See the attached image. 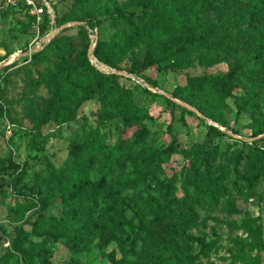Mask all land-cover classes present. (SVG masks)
<instances>
[{
  "label": "rangeland",
  "instance_id": "1",
  "mask_svg": "<svg viewBox=\"0 0 264 264\" xmlns=\"http://www.w3.org/2000/svg\"><path fill=\"white\" fill-rule=\"evenodd\" d=\"M51 2L62 35L29 64L2 65L28 47L33 31L23 13L0 14V264H264L244 226L264 243V159L256 151L264 148V53L248 30H231L248 26L252 0ZM156 4L177 11L157 33L131 35L116 17ZM77 16L102 22L100 38L113 48L98 53L108 58L103 69H93L79 27L90 45L96 31L69 22ZM177 22L210 45L236 47L215 56L188 51L165 71L148 69L142 76L160 95L151 96L123 74L179 43ZM234 68L229 82L211 81L220 101L206 104L199 79ZM115 83L118 109L104 116ZM172 94L217 117L223 135L207 137L214 122Z\"/></svg>",
  "mask_w": 264,
  "mask_h": 264
},
{
  "label": "trees",
  "instance_id": "2",
  "mask_svg": "<svg viewBox=\"0 0 264 264\" xmlns=\"http://www.w3.org/2000/svg\"><path fill=\"white\" fill-rule=\"evenodd\" d=\"M145 2V0H143ZM156 7H154L150 12H142V14L140 16L138 15H134V14H118L116 15V17L118 19H120L121 23L124 24V27L127 29V31L129 32V34L131 35H135L138 34L139 32H141L142 29L147 30V28L149 30L155 31V26L158 25V23L161 21V27L160 28L163 31V27H166L167 22L169 17L172 14H176L177 11L174 7L170 8L168 11H163V7L160 4H156ZM54 8V6H53ZM248 18H249V24L247 27L245 28H240V27H236L234 26V24L231 25V30L235 31V34H238L240 36V34L242 33V30H248L249 34L251 35V45L256 48V51L259 53H264V0H252V2H250L249 6H248ZM55 18L53 23L50 22V19L45 15L42 18V24L40 26L39 29V35L40 37L45 36L46 34H48L52 29H57V28H61L64 24H61L60 20H59V16L57 11L55 10ZM23 13L21 10L19 11H11L8 12L6 14H1V15H7V14H15V13ZM164 13V17L161 16V14ZM24 14V13H23ZM26 17V22H27V26L29 27V29H31V22L33 21L32 17L27 16L26 14H24ZM69 22H79L84 24L86 27H88V29H90V32L93 33L94 31H96V45L94 47L93 50V55L95 56V59L98 63L101 62H106V60H104L103 58H101L100 56H98V53L100 52L101 49H107L109 52H112L111 50H113V48H111L110 44L106 45L103 43V41L100 38V28L102 25V22L99 20H95L94 18H92L91 16H77L72 18L71 20H69ZM177 27L182 28L181 30V41L179 43H177L176 45L172 46V47H168L167 49L160 51L157 50L154 54V56L150 59H146L145 61H143L141 64H139V66L136 69H130L127 72H124L128 75L134 76L135 78L138 79H142L144 80L145 83L148 84L149 87L157 89V85L155 82L149 80V79H144L142 74L147 71L148 69L154 68L156 69L158 72L161 71H165L167 69H169V65L168 66H162L163 64H166L169 60H171L172 58H174L177 55L180 54H184L188 51H196V52H203V53H208L210 55H217L218 54V50L219 49H228L225 51H229V49H231V47H236L233 46L232 41L226 40L227 43L225 42V45H227L229 43V46L224 47L222 44H215V45H210L208 44V42L204 39L199 37L196 34V29L195 28H186L184 23L181 22H177ZM79 30L81 31V34L83 35L85 40V50L90 47V39L88 38L89 35L87 33V30L84 28V26H80ZM63 30H61L60 32H58L43 48L42 50L34 53L31 55L30 60L26 63L29 64L33 61V59L41 54L44 50H46L50 45H52L53 43H55V41L57 40L58 37H61L60 35H62ZM157 33V32H156ZM237 36V35H236ZM34 37V32L32 34V38ZM157 43V42H155ZM232 45V46H231ZM27 49V47H24L23 50H21V52H25ZM74 49L72 50V53L69 54V56H71V54H73ZM108 52V54H109ZM4 58H1L0 61H3ZM22 61H27L22 60ZM15 64H19L18 62H14L11 65H15ZM10 65V66H11ZM91 65V64H90ZM92 66V65H91ZM93 67V66H92ZM93 69H95V71H97L96 68L93 67ZM237 68H234L233 70L229 71L226 74H221L220 76H204L202 78L199 79V81L201 83H203V86L201 87V89L198 91V96L202 97L206 102V104L208 103H212L213 105L218 104V102L220 101V95L216 92L215 87L213 86V84H211V81H218L220 78H224L226 79L228 82L235 76V74L237 73ZM91 71L92 68H91ZM128 81H130L129 79H127ZM104 82H98L97 86L98 89H100L103 86ZM134 86H137L139 88L142 89L143 92H146L147 94L151 95V96H160L158 93H152L151 91H149L146 88H143L141 85L133 83ZM123 92L119 90L118 84L115 83L114 84V89L112 90V92L110 93V98H105L102 100V109L101 112L104 116H106L107 114H110V112H116L118 109V101L120 99V94H122ZM172 98L179 100L181 102H183L185 105L197 110V112L204 118V119H209L212 122H214V124H211L210 126H208L207 128V137L210 136H222L223 134L219 131V127H224V125L219 121V119L217 117H215L214 115L210 114L206 109H204L203 107L199 106L198 104H196L195 102H193L192 100H190L189 98H187V96H179L176 94H172ZM165 102L167 104L171 103L168 99H164ZM188 112V111H186ZM190 113V112H188ZM218 125H216V124ZM176 145V140L175 138H173L172 143L170 148L168 149H172V147H175ZM252 146V145H251ZM86 148L88 149V151L90 152L91 155H99L101 158L105 159L106 158L104 156H102L101 153H98V150L91 146V145H87ZM176 148V147H175ZM256 148V147H255ZM257 153L264 159V148H256ZM8 168L10 169H16L18 168V166H16L14 163L10 162ZM95 185V184H93ZM99 186V185H96ZM84 186L79 185L78 188L82 189ZM103 188L107 189L105 186H102ZM119 203L124 206L129 208L131 211L134 212V218L138 219V221L140 223H143V219L141 217V214L139 212H136L134 208H132L131 206H129L123 198L119 199ZM155 227L158 229L162 228L163 226L160 223L157 222H153ZM245 229L250 233V237L253 240L255 246L259 249L264 251V243L261 242L259 239H257V237L255 236V232L254 230L249 227L247 224L244 225ZM20 255L22 257V259L25 260L26 256L23 252H20Z\"/></svg>",
  "mask_w": 264,
  "mask_h": 264
},
{
  "label": "built area",
  "instance_id": "3",
  "mask_svg": "<svg viewBox=\"0 0 264 264\" xmlns=\"http://www.w3.org/2000/svg\"><path fill=\"white\" fill-rule=\"evenodd\" d=\"M19 10H21L27 16L33 18V21L30 25L32 31L34 32V37L23 54H21V51H18V54H15L16 60L14 62L20 59H26L27 61H23V63H27L30 60L32 54L42 50V48L53 38L51 37V35L56 29H52L43 37H40L39 29L42 24V18L45 15L50 19V22L53 23L55 18V11L51 0H0V14H6L11 11ZM95 45L96 38L91 40V51L94 50ZM123 75L126 79H129L130 81L141 85L143 88L148 89L152 93H158L155 92V90L157 89L150 88L148 84L144 82V80L135 78L134 76L128 75L126 73Z\"/></svg>",
  "mask_w": 264,
  "mask_h": 264
},
{
  "label": "bare ground",
  "instance_id": "4",
  "mask_svg": "<svg viewBox=\"0 0 264 264\" xmlns=\"http://www.w3.org/2000/svg\"><path fill=\"white\" fill-rule=\"evenodd\" d=\"M13 58H15V56H13V57L10 59V61H7V62H5V63H3V64H5V65H9L10 62H11V63L13 62ZM91 58H92V61H90ZM90 59H89L90 63H92L96 69H103V68H104L103 66H101L100 63H98V62L95 60V57L90 56ZM11 63H10V64H11ZM92 64H91V65H92ZM93 65H92V66H93Z\"/></svg>",
  "mask_w": 264,
  "mask_h": 264
},
{
  "label": "water",
  "instance_id": "5",
  "mask_svg": "<svg viewBox=\"0 0 264 264\" xmlns=\"http://www.w3.org/2000/svg\"><path fill=\"white\" fill-rule=\"evenodd\" d=\"M63 29V27H61V28H58V29H56L54 32H53V34L51 35V37H54V35L57 33V32H59L60 30H62ZM91 51V50H90ZM16 60V57L15 58H13V62ZM12 62V63H13ZM3 66H9V65H5V64H2Z\"/></svg>",
  "mask_w": 264,
  "mask_h": 264
}]
</instances>
